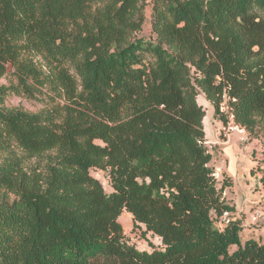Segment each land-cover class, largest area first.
<instances>
[{"label":"trees","instance_id":"trees-1","mask_svg":"<svg viewBox=\"0 0 264 264\" xmlns=\"http://www.w3.org/2000/svg\"><path fill=\"white\" fill-rule=\"evenodd\" d=\"M143 1L0 0V77L52 105L0 106V264H264L238 219L216 226L235 205L198 101L264 154V0H153L149 39ZM125 210L163 247L128 243Z\"/></svg>","mask_w":264,"mask_h":264},{"label":"rangeland","instance_id":"rangeland-1","mask_svg":"<svg viewBox=\"0 0 264 264\" xmlns=\"http://www.w3.org/2000/svg\"><path fill=\"white\" fill-rule=\"evenodd\" d=\"M152 1H143V5H146V18L142 29L134 33L137 37L149 39L155 36L151 27ZM41 61L46 68L45 60ZM18 84L19 81L12 70L0 77V106L21 107L31 113L46 110L47 107L51 108L52 105L43 103L45 99L42 95H49L51 92L46 87L35 95H29L18 87ZM56 101L62 102L58 99ZM198 101L206 110L203 121L206 132L205 143L213 156L211 166L220 184L224 180L231 184L226 187L224 196L228 204L236 205L232 213L243 227L241 239L245 241L248 238H255L258 241H264V215L257 222H252V216L256 211H262V207L256 206L254 202L264 196L263 138L251 134L244 126L237 123L235 126L232 125L234 128H230L231 111L226 102L221 105V111L225 116H221L215 114L212 103L204 93L198 96ZM224 118L228 121L224 122ZM36 161L37 158L33 157L27 159L25 164L30 166ZM91 172L100 179L107 192L113 191L108 170L93 168ZM228 173L232 176L230 177ZM214 216L216 218V214ZM119 222L122 225L125 240L139 250L152 251L163 247L161 237L148 231L144 224L136 222L131 212L123 211L119 216ZM216 226L220 228L225 226L222 215L217 217Z\"/></svg>","mask_w":264,"mask_h":264},{"label":"built area","instance_id":"built-area-1","mask_svg":"<svg viewBox=\"0 0 264 264\" xmlns=\"http://www.w3.org/2000/svg\"><path fill=\"white\" fill-rule=\"evenodd\" d=\"M230 117H231L230 128H234V126L237 124L235 122V117H234V114L232 112L230 114ZM232 125H234V126H232ZM215 175H216V173H215ZM254 204L256 206L262 207V211L257 210L256 213L252 216V222H257L264 215V196L262 198L258 199L256 202H254ZM235 219H237V217L234 216V214L229 210L224 211L222 214V220H223L225 225L229 224L230 222H232Z\"/></svg>","mask_w":264,"mask_h":264},{"label":"crops","instance_id":"crops-1","mask_svg":"<svg viewBox=\"0 0 264 264\" xmlns=\"http://www.w3.org/2000/svg\"><path fill=\"white\" fill-rule=\"evenodd\" d=\"M224 171H226V169H224V168H222ZM229 174V173H228ZM230 175V174H229ZM232 175H230V177H231ZM231 187H233V186H231ZM233 204V203H232ZM234 205V204H233ZM235 207H236V205H235Z\"/></svg>","mask_w":264,"mask_h":264}]
</instances>
